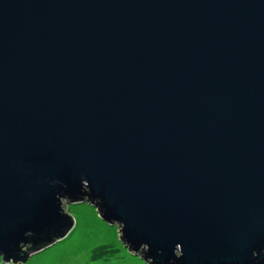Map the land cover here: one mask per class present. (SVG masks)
<instances>
[{
    "label": "water",
    "instance_id": "1",
    "mask_svg": "<svg viewBox=\"0 0 264 264\" xmlns=\"http://www.w3.org/2000/svg\"><path fill=\"white\" fill-rule=\"evenodd\" d=\"M145 264H264V0H0V249L67 207Z\"/></svg>",
    "mask_w": 264,
    "mask_h": 264
},
{
    "label": "rangeland",
    "instance_id": "2",
    "mask_svg": "<svg viewBox=\"0 0 264 264\" xmlns=\"http://www.w3.org/2000/svg\"><path fill=\"white\" fill-rule=\"evenodd\" d=\"M77 205H87L85 208L76 209V213L81 216L86 226L90 229H95V235L92 238H86L82 248L77 251L75 246H66L65 248L60 249L57 252H53L49 255L42 256L41 254L47 253L49 249L55 248L57 245L64 244L67 242L73 234L76 232L77 225L79 221L77 220V214L73 212V206ZM91 209H95L92 206L82 203V204H73L67 207L68 213L73 217L74 225L69 234L61 241L57 242L55 245L48 247L44 251L35 254L26 261L25 264H28V261L32 260L34 257H38L39 260L37 264H135V262H141L145 264L138 258L132 256L127 251V255L124 254L122 249L126 250L120 240L118 232L116 234L115 240L110 239L107 234L101 235L102 225L97 222L96 217L100 219L97 211L93 213ZM102 221V220H101ZM105 223V222H104ZM105 246L114 250V253L104 254L99 256V258H94L95 248ZM131 258V260L129 259Z\"/></svg>",
    "mask_w": 264,
    "mask_h": 264
},
{
    "label": "snow or ice",
    "instance_id": "3",
    "mask_svg": "<svg viewBox=\"0 0 264 264\" xmlns=\"http://www.w3.org/2000/svg\"><path fill=\"white\" fill-rule=\"evenodd\" d=\"M87 207V205H77V206H73V212L74 214L76 213V209L79 208H85ZM91 211L93 213L96 212V209H91ZM97 222L102 225V232L104 234H107L109 236L110 239L115 240L116 238V234L119 231V225L117 224H113L111 226H109L108 224L104 223L103 221L99 220L98 217H96ZM77 220L79 221L77 228H76V232L73 234V236L64 244L61 245H57L55 248L53 249H49L47 253H43L41 254L42 256H46L49 255L53 252H57L62 248H65L66 246H75V249L77 251H79L86 238H92L95 235V229H90L88 226H86L84 219L79 216L77 214ZM122 251L124 252L125 255H127V250L122 249ZM5 255L3 254V250L0 249V264H5ZM131 260V258H129ZM39 260L38 257H34L32 260L28 261V264H37V261ZM135 264H141V262H135Z\"/></svg>",
    "mask_w": 264,
    "mask_h": 264
},
{
    "label": "trees",
    "instance_id": "4",
    "mask_svg": "<svg viewBox=\"0 0 264 264\" xmlns=\"http://www.w3.org/2000/svg\"><path fill=\"white\" fill-rule=\"evenodd\" d=\"M96 250L94 251V258H99V256H102L104 254H110V253H114L113 249H110L108 247L105 246H101V247H97L95 248Z\"/></svg>",
    "mask_w": 264,
    "mask_h": 264
},
{
    "label": "clouds",
    "instance_id": "5",
    "mask_svg": "<svg viewBox=\"0 0 264 264\" xmlns=\"http://www.w3.org/2000/svg\"><path fill=\"white\" fill-rule=\"evenodd\" d=\"M104 233H101V235H103Z\"/></svg>",
    "mask_w": 264,
    "mask_h": 264
}]
</instances>
